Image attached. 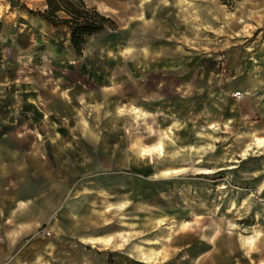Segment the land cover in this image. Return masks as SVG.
Wrapping results in <instances>:
<instances>
[{"label":"rangeland","instance_id":"rangeland-1","mask_svg":"<svg viewBox=\"0 0 264 264\" xmlns=\"http://www.w3.org/2000/svg\"><path fill=\"white\" fill-rule=\"evenodd\" d=\"M83 1L117 29L78 56L44 0H0V134L76 142L75 208L108 216V256H59L264 264V0ZM134 140L164 157L133 159Z\"/></svg>","mask_w":264,"mask_h":264},{"label":"crops","instance_id":"crops-1","mask_svg":"<svg viewBox=\"0 0 264 264\" xmlns=\"http://www.w3.org/2000/svg\"><path fill=\"white\" fill-rule=\"evenodd\" d=\"M54 133L58 136L51 141L0 134V264H62L63 260L76 264L75 255L58 254L60 242L67 240H74V246L85 245L91 257L94 249L102 259L112 252L108 242L98 244L96 238L107 237L103 234L109 225L107 212L93 214L90 207L77 211L72 178L61 168L76 163L71 160L78 157L76 142H64ZM98 230L100 234H95ZM42 231L50 232V237ZM53 247L56 250L50 252Z\"/></svg>","mask_w":264,"mask_h":264},{"label":"trees","instance_id":"trees-1","mask_svg":"<svg viewBox=\"0 0 264 264\" xmlns=\"http://www.w3.org/2000/svg\"><path fill=\"white\" fill-rule=\"evenodd\" d=\"M46 9L38 13L43 21L53 28H66L69 32L70 45L80 56L87 40L104 32L115 31L116 23L109 17L89 7L83 0H44ZM124 1V0H120ZM226 4V0H221Z\"/></svg>","mask_w":264,"mask_h":264},{"label":"bare ground","instance_id":"bare-ground-1","mask_svg":"<svg viewBox=\"0 0 264 264\" xmlns=\"http://www.w3.org/2000/svg\"><path fill=\"white\" fill-rule=\"evenodd\" d=\"M134 113L138 116V111L134 110ZM171 133V131L169 132ZM255 146L257 148H262L264 149V139H259L255 138L254 139ZM163 144L161 142H158L155 146L153 147H145L143 146L139 140H134L131 143V147L129 148V152L133 155H135L139 159H145L150 157L153 154H158L161 157H164V149H163ZM177 172L176 169H166L161 172L163 176H171L172 174H175ZM206 172V171H205Z\"/></svg>","mask_w":264,"mask_h":264},{"label":"built area","instance_id":"built-area-1","mask_svg":"<svg viewBox=\"0 0 264 264\" xmlns=\"http://www.w3.org/2000/svg\"><path fill=\"white\" fill-rule=\"evenodd\" d=\"M236 96H239V94H237ZM42 233H43V235L45 237H50V232H48V231H42Z\"/></svg>","mask_w":264,"mask_h":264}]
</instances>
